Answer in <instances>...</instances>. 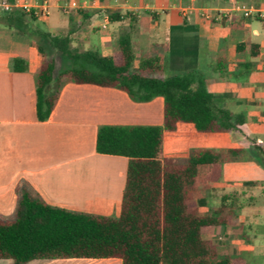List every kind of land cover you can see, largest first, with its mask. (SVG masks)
<instances>
[{"label": "crops", "instance_id": "0c3cea01", "mask_svg": "<svg viewBox=\"0 0 264 264\" xmlns=\"http://www.w3.org/2000/svg\"><path fill=\"white\" fill-rule=\"evenodd\" d=\"M18 1L49 31L71 30L72 39L90 41L102 55L115 52L118 37L128 34L135 55L132 69L143 58L161 55L162 77L199 73L215 104L242 118L229 131L180 126L163 135L162 152L178 162L194 149L221 154L220 177L199 186L192 197L199 215L216 212L225 219L203 237L215 245L219 257L264 264V16L253 12L245 17L236 9L215 18L232 0H86L79 8L60 5V0ZM236 1L264 15V0ZM44 3L48 13L41 16ZM13 58L23 59L26 69L14 71ZM40 61L33 40L0 25V217L14 218L23 191L70 211L118 216L128 159L97 152V130L102 125H161L163 98L135 101L115 87L66 81L48 118L39 121L35 77ZM229 149L239 152L229 154ZM32 261L121 264L116 257L26 264Z\"/></svg>", "mask_w": 264, "mask_h": 264}, {"label": "trees", "instance_id": "16d2710c", "mask_svg": "<svg viewBox=\"0 0 264 264\" xmlns=\"http://www.w3.org/2000/svg\"><path fill=\"white\" fill-rule=\"evenodd\" d=\"M37 22L34 12L22 7L0 9V25L33 40L41 57L35 77L39 121L48 118L61 84L72 81L115 87L135 101L161 96L163 122L102 125L97 130V152L128 159L118 216L70 211L23 191L14 218L0 217V259H9L11 264L110 257L119 258L121 264H239V259L228 255L219 257L215 245L203 237L212 227L224 224V217L216 212L199 215L192 198L199 186L220 177L221 154L209 148L194 149L184 162H178L163 155L162 141L165 133L180 126L197 132L229 131L242 118L215 104L199 73L162 77L161 55L143 58L132 69L135 55L128 34L118 37L115 52L102 55L72 46L71 30L54 34ZM37 36L71 62L57 74L52 91L55 62L47 58ZM11 68L23 71L26 65L23 59L13 58Z\"/></svg>", "mask_w": 264, "mask_h": 264}, {"label": "rangeland", "instance_id": "374dc122", "mask_svg": "<svg viewBox=\"0 0 264 264\" xmlns=\"http://www.w3.org/2000/svg\"><path fill=\"white\" fill-rule=\"evenodd\" d=\"M3 2H6V1L5 0L0 1V9H2L1 4ZM60 2H61L60 5H65L66 6L70 2V0H60ZM16 3L18 5V7H22V8H25V9L27 8V7L24 6L25 3L23 1L20 2V1L17 0ZM26 11H33V10L31 9V10H26ZM34 14H35V12H34ZM62 17H64V16H62ZM95 21H96V24H98V23H99V25L101 24V20L98 17L95 18ZM36 25H38L39 27H41V28H43L45 30H49L47 28V26L43 22L38 21L36 23ZM100 29H101V27H100ZM59 30H61V28H59V27L50 28V31L53 32V33H56V34L57 33L59 34L61 32ZM80 32L81 31H79L78 34ZM36 38H37L36 40L43 46L44 50L46 51L47 58L53 59L54 62H55V68H54V72H53V81L50 84V90L52 91L54 89L55 79H56L57 74L61 70L65 69V68H68L71 65V62H70V60L68 58H66L65 56H62L58 51H56L54 48H52L45 40H42L38 36ZM93 40H94V38H93ZM89 42L88 41H77V40L73 39L72 46L77 47V48H80V49H84V50H88V49H91V50L93 49L94 50V48L92 46H90V43ZM168 74L169 73H166L165 76H168ZM172 74H175V73H172ZM261 217H262L263 229H264V214ZM243 229H244V227H243ZM244 232L247 235L252 234V231H250V230H248L246 228H245ZM261 234H262V236L260 238L264 241L263 232ZM37 263H40V261H32V262H30V264H37ZM0 264H11V261L10 260H6V259H0Z\"/></svg>", "mask_w": 264, "mask_h": 264}, {"label": "built area", "instance_id": "2783aa9c", "mask_svg": "<svg viewBox=\"0 0 264 264\" xmlns=\"http://www.w3.org/2000/svg\"><path fill=\"white\" fill-rule=\"evenodd\" d=\"M86 2H87L86 0H84V1H82V2L72 0V1H70L66 6L69 7V8H79V7H81V6H84V5L86 4ZM1 6H2V8L5 9V10L9 9L11 6H17V7H18L16 1L14 2L13 5H11V4H9V3H6V2H3V3L1 4ZM24 9H25V8H24ZM236 9H237V10H240V11L243 13V15H244L245 17H248V16L251 15L253 12L256 13L259 17H263V16H264L262 10H256V9H254L252 6H248V5L240 4V3H238L236 0H232V3H231V5H230V7H229V8H225V9L223 8V9L218 10V12H217L215 18H217V17H219V16H222V14H224V13H226V12H228V11H232V10H236ZM25 10H29V9H25ZM202 12H203V14H204L206 17H209V16H210L209 13H208L207 11H202ZM47 13H48L47 6H46V4L44 3V4L42 5V7L40 8V15H42V16H43V15H47ZM107 18H108V16L105 15V19H107Z\"/></svg>", "mask_w": 264, "mask_h": 264}]
</instances>
